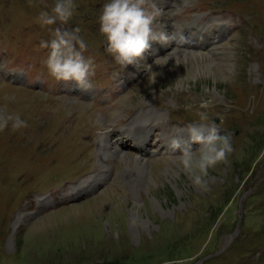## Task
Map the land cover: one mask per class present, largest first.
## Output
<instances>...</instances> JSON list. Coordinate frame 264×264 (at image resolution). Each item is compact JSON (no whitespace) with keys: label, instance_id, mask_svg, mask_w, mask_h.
<instances>
[{"label":"rangeland","instance_id":"obj_1","mask_svg":"<svg viewBox=\"0 0 264 264\" xmlns=\"http://www.w3.org/2000/svg\"><path fill=\"white\" fill-rule=\"evenodd\" d=\"M105 2L73 0L67 23L42 25L56 0H0V110L27 122L0 131V264H264V0L155 3L172 21L228 25L207 46L219 49L211 61L169 59L151 85L141 65L153 60L135 72L106 51ZM147 9L158 15L151 0ZM57 28L80 29L88 91L48 73L43 45ZM178 50L197 53L194 42ZM193 124L230 136L207 190L168 147L175 138L199 148Z\"/></svg>","mask_w":264,"mask_h":264},{"label":"clouds","instance_id":"obj_2","mask_svg":"<svg viewBox=\"0 0 264 264\" xmlns=\"http://www.w3.org/2000/svg\"><path fill=\"white\" fill-rule=\"evenodd\" d=\"M148 4L149 0H106L102 5L99 30L106 38V51L124 67L127 65L138 67V61L151 47L150 41L168 45L175 39L164 32L159 35L153 34L152 24L156 16L149 13ZM74 9L73 0H56L51 14L42 11L38 19L42 25H52L57 21L67 23L72 18ZM79 32V28L72 31L57 28L50 44L43 45L51 49L44 64L54 79L74 81L81 90L88 91L91 88L88 77L93 71V61L90 58L86 59L82 54V50H86L87 46L78 36ZM77 45L80 50H77ZM169 53L164 56L156 55L153 64L161 67L167 64L171 58ZM143 71L148 84H154L158 73L153 71L152 64H144ZM201 116L203 118V114ZM9 124L13 131L27 127V122L21 119L19 114H7L0 110V131L9 127ZM186 131L193 142L200 144L199 148L193 150L190 145L182 144L175 138L170 141L168 147L173 152L180 151L175 159L190 176L193 185L207 190L205 177L209 169L224 162L232 151L230 136L219 134V128L215 124L188 125Z\"/></svg>","mask_w":264,"mask_h":264},{"label":"bare ground","instance_id":"obj_3","mask_svg":"<svg viewBox=\"0 0 264 264\" xmlns=\"http://www.w3.org/2000/svg\"><path fill=\"white\" fill-rule=\"evenodd\" d=\"M152 1V5H154V9L157 11V12H161L160 11V8H157L156 7V5H155V3H162V4H166V0H151ZM176 1V0H175ZM179 1V0H178ZM184 2V1H183ZM181 4V3H180ZM180 4H178V5H180ZM176 8V7H175ZM162 13H164V12H162ZM214 20L213 19H211L210 20V22H213ZM177 25V24H176ZM178 27L179 28H181V25L180 24H178ZM222 44H225V43H222ZM222 44H220V46L222 45ZM178 48L179 47H171V48H167V49H165L164 51H160V52H157V53H155L154 55H152L149 51H146L145 53H144V55H143V58L142 59H144L145 57L149 60V62L150 61H152V60H154V58H155V56L156 55H159V56H164L165 54H167V53H169L170 52V50H171V52L169 53V56L171 57L170 59H174V58H178L179 56H182V57H184V58H186V59H189V60H191V59H193V60H195V61H199V62H207V61H211V58L209 57V56H207V55H205V54H211V53H213V52H216V51H218L219 49H217V50H215L213 47H211V48H209L207 51H204V50H199V49H197V50H192V51H197V53H193V52H189V51H182V50H178ZM151 49V48H150ZM180 49H186V48H180ZM221 49V48H220ZM188 50H191V49H188ZM205 52V53H204ZM163 62V61H162ZM138 63H139V65H138V67L140 68V63H141V60H139L138 61ZM167 63H169L170 65H171V62H167ZM144 64V63H143ZM204 64V63H203ZM167 65V64H166ZM132 66V67H131ZM130 66V68L131 69H134L135 67H136V69L134 70L135 72H140V70L137 68V65H131ZM135 66V67H134ZM143 65H141V67H142ZM208 66V65H207ZM155 67H156V69H159V70H161L162 68H163V66L161 67V66H158V65H153V71H154V69H155ZM139 70V71H138ZM219 73H220V71H218ZM21 73H16V76H19ZM189 75V74H188ZM180 77V76H179ZM183 81V80H182ZM156 83V82H155ZM131 94H129V96H130ZM129 96H128V98H129ZM127 100V99H126ZM116 112V111H115ZM113 115H115V114H113ZM119 116H120V114H118ZM117 116V115H116ZM114 117V116H113ZM116 118V117H115ZM107 119V118H106ZM106 119H105V121H106ZM111 119V118H110ZM117 119V118H116ZM113 120V119H112ZM107 121H108V119H107ZM142 134H141V136L142 137H144L148 132L147 131H144L143 129H142ZM145 139V138H144ZM115 141V140H114ZM143 140L142 139H139V142L141 143ZM107 142V141H106ZM116 142V141H115ZM107 147V146H106ZM109 148V147H108ZM104 154V153H103ZM111 154V153H110ZM137 155H139V157L137 156L134 160H135V162H136V164L138 165V163H140L141 161H143V158L141 157V156H144V155H142V154H138L137 153ZM105 156V155H104ZM125 159V158H124Z\"/></svg>","mask_w":264,"mask_h":264}]
</instances>
